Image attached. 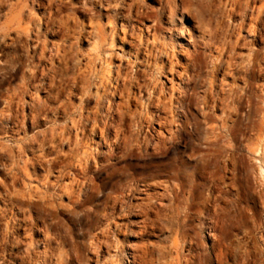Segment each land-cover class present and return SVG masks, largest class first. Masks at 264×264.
I'll return each instance as SVG.
<instances>
[{
    "label": "rangeland",
    "instance_id": "1",
    "mask_svg": "<svg viewBox=\"0 0 264 264\" xmlns=\"http://www.w3.org/2000/svg\"><path fill=\"white\" fill-rule=\"evenodd\" d=\"M239 262L264 264V0H0V264Z\"/></svg>",
    "mask_w": 264,
    "mask_h": 264
},
{
    "label": "bare ground",
    "instance_id": "2",
    "mask_svg": "<svg viewBox=\"0 0 264 264\" xmlns=\"http://www.w3.org/2000/svg\"><path fill=\"white\" fill-rule=\"evenodd\" d=\"M127 38V37H126ZM170 51V50H169ZM147 52V51H146ZM151 52V51H150ZM167 53V52H166ZM166 53H164V54H166ZM135 55V54H134ZM178 55V54H177ZM157 57V56H156ZM158 60V59H157ZM176 60V59H175ZM162 61H160V63H161ZM193 62V61H192ZM191 62V63H192ZM169 63V62H168ZM158 65V64H157ZM156 65V66H157ZM161 65V64H160ZM183 65V64H182ZM167 66V65H166ZM164 67V66H163ZM168 67V66H167ZM167 67H166V69H167ZM170 67V66H169ZM182 68V67H181ZM183 69V68H182ZM168 70V69H167ZM163 72V71H162ZM166 72V71H165ZM191 73V72H190ZM176 74V73H175ZM170 75V74H169ZM172 76V75H171ZM187 77V76H186ZM125 78V77H124ZM124 78H123V80H124ZM184 78H185V76H184ZM186 84V83H185ZM153 86H154V84H153ZM184 86V85H183ZM172 87V86H171ZM121 88V87H120ZM157 90H158V88H157ZM165 92V91H164ZM179 95H181V94H179ZM162 99V98H161ZM173 101V100H172ZM169 102V101H168ZM170 103V102H169ZM165 104H166V102H165ZM129 106V105H128ZM161 109V108H160ZM154 117V116H153ZM151 118V117H150ZM164 120V119H163ZM171 120V119H170ZM168 121V120H167ZM168 124V123H167ZM172 124V123H171ZM187 125V124H186ZM137 126V125H136ZM117 128V127H116ZM116 130V129H115ZM106 133V132H105ZM165 137V136H164ZM221 198V197H220ZM219 207H220V205H219ZM222 207V206H221ZM231 218V217H230ZM217 219H219V218H217ZM232 220H233V218H232ZM223 221V220H222ZM225 221V220H224ZM222 224V223H221ZM215 225V224H214ZM220 225V224H219ZM221 226V225H220ZM219 226V227H220ZM216 227V226H215ZM219 227H218V229H219ZM233 227H235V226H233ZM236 229V228H235ZM214 231V230H213ZM219 231V230H218ZM217 236V235H216ZM218 237V236H217ZM221 237V236H220ZM215 239V238H214ZM219 239V238H218ZM216 240V239H215ZM216 241H218V240H216ZM214 242V241H213ZM220 242V241H219ZM223 242V241H222ZM216 243V242H215ZM214 243V244H215ZM224 243H225V241H224ZM223 243V244H224ZM233 243V242H232ZM242 243H244V242H242ZM222 244V245H223ZM234 245V244H233ZM214 247H216V246H214ZM220 247V246H219ZM222 247V246H221ZM251 248V247H250ZM221 251H222V249H221ZM225 251V250H224ZM233 254V253H232ZM238 258V257H237ZM239 261V260H238ZM253 263V262H252ZM239 264H240V262H239ZM257 264V263H256Z\"/></svg>",
    "mask_w": 264,
    "mask_h": 264
}]
</instances>
